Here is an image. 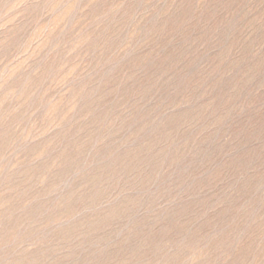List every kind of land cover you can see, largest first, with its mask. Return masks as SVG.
Segmentation results:
<instances>
[{"label":"rangeland","instance_id":"374dc122","mask_svg":"<svg viewBox=\"0 0 264 264\" xmlns=\"http://www.w3.org/2000/svg\"><path fill=\"white\" fill-rule=\"evenodd\" d=\"M0 264H264V0H0Z\"/></svg>","mask_w":264,"mask_h":264}]
</instances>
